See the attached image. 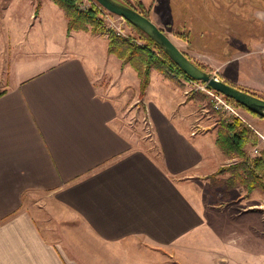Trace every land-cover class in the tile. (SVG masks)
I'll use <instances>...</instances> for the list:
<instances>
[{
    "label": "crops",
    "instance_id": "crops-1",
    "mask_svg": "<svg viewBox=\"0 0 264 264\" xmlns=\"http://www.w3.org/2000/svg\"><path fill=\"white\" fill-rule=\"evenodd\" d=\"M41 1L35 14L34 0H0V33L15 36L20 49L28 43L24 35L34 39L33 26L43 15L50 20L43 37L47 57L25 58L15 74L0 75V264H148L147 254L163 263L164 254L205 231L213 217L257 215L197 203L202 184L195 179L206 180L228 158L214 129L193 134L183 82L151 72L143 101L153 150L121 127L131 100L140 98L135 69L107 53L105 37L86 31L67 36L62 10ZM200 1L189 2L195 25L215 26ZM141 2L163 29L165 2ZM192 35L185 43L193 51L177 46L192 60H217L221 78L227 77L222 68L236 62L240 48L231 46V57L220 48L207 52L196 44L213 36ZM221 35H214L219 44ZM55 210L62 212L54 217ZM68 218L81 225L70 241ZM256 219L252 227L264 238Z\"/></svg>",
    "mask_w": 264,
    "mask_h": 264
},
{
    "label": "rangeland",
    "instance_id": "rangeland-1",
    "mask_svg": "<svg viewBox=\"0 0 264 264\" xmlns=\"http://www.w3.org/2000/svg\"><path fill=\"white\" fill-rule=\"evenodd\" d=\"M50 1L55 3L53 0ZM124 1H128L137 7L141 2V0ZM162 1L165 2V8L162 12L169 16L167 19L168 23L163 25V29L167 31L169 37L176 45L193 51L191 47H187L185 42L191 41L192 33H194L196 37L202 34L213 36L212 39L209 38V42L196 44L197 48H201L207 52L209 50L210 52H214V49L220 48L221 53H225L224 50H226V56L231 57L233 52L230 53V47L236 46V48H240L234 56L238 58L236 62L227 63V65L223 66L222 72H225L227 77L221 79L225 81H228L227 79L229 78L237 80L239 82H232L235 86L264 98V0H204V3L201 0V6L206 8L204 16L210 15L211 21L215 23V26L204 24L200 27L196 26L198 19L191 14L190 0H180L178 3L175 2L173 6L171 0ZM34 2L35 14H37L42 7V1L34 0ZM5 5L6 2H4L3 6ZM56 5L62 10L67 21H69L63 9L58 4ZM209 5L211 8H208ZM179 6H181L183 12ZM77 7L80 11H88L91 7L98 9L97 16L100 23L96 26L88 24L86 29H73L69 32L67 22V36L71 37L75 31H86L105 37L108 44L111 35L129 39L138 45L146 43L143 36L127 20L110 13L96 0H79ZM145 7L151 19V6L147 7L145 5ZM209 9L211 10L210 12ZM3 12L0 11V17H2ZM49 24L50 20L45 19L43 15L41 23L33 26L34 39L28 35L23 36L28 42L24 45V50L20 49V46L17 45L15 36H5L0 33V64L2 65L0 66V75H4L6 78L15 74L16 66H18L20 61H24L25 58L45 59V56L47 57V48H45L46 45L44 44L43 37ZM51 25L55 26L54 23ZM178 32L182 35H178ZM222 33L223 35H221ZM216 34L222 36L221 44L216 41V37L214 36ZM7 38L8 41H6ZM29 39L34 41L30 42ZM117 46L122 49L120 44H117ZM107 53L116 56L122 63L124 62L116 54L109 53L108 49ZM131 55L133 58L137 57L134 53H131ZM196 59L194 58V61H198L197 63L202 65L206 71L223 77L220 74V69L217 68V65H220L217 60H213L212 58H206L204 61ZM136 61L138 60L136 59ZM239 62L245 63V65L241 68L238 66ZM123 65H131V63L126 62ZM156 70L158 71V69L152 68L151 72ZM135 71L137 72L136 69ZM169 77L171 76L169 75ZM184 80L182 79L180 82H183L185 85V95L187 96L185 104H187L188 112L192 117L193 134L208 129H214V132L217 134L218 128H220L219 122L222 119L229 116H237L244 123L254 128L257 134L259 133L258 143L248 148L249 154H255V148H258L259 153L264 149V118L259 117L244 107H239L235 102L233 103L236 112L229 111L226 113L216 110L213 107V97L210 93L202 91L199 88V83L192 85L189 80H185L186 82ZM129 90L130 93L136 92L133 87ZM187 91L189 92L187 93ZM139 97L137 103L134 99L131 100L132 103L128 105L125 111L121 127L126 133L132 135L133 138L141 142L144 141L148 147L154 150L156 149V143L153 140V131L150 123L146 118L144 96L141 97L139 94ZM190 100H193V102L190 103ZM235 162H237V159H228L218 169L230 168ZM217 171L207 176L206 180H203L204 178L195 179L196 184H202L200 187L201 192L196 199L197 203H205L206 206H211V208L227 207L230 209V213L234 215L237 212L247 214L248 211L253 210L258 212L257 215H252L254 217H240L238 221L236 219L232 220L229 217L217 219L213 217L211 226H207L205 231L198 232L197 235L191 237L186 243L178 248H173L170 252H167L168 254H164L163 263L159 262L158 257L147 254L145 260H147L148 264H264V238L260 234L257 235L255 229L252 227V225H256V218H259L262 223L261 233H264V193L256 189L251 192L252 194H247L240 184L232 188L226 183L231 176L229 169L219 174ZM187 179L189 178L187 177ZM35 200L32 198V201L30 199L28 203H35ZM60 211L55 210L52 214L56 217L55 214L60 213ZM47 215L49 218H52L51 223L58 224V221L54 217L49 216L50 214L44 211L43 217L46 218ZM65 215L69 216L70 214L65 213L64 217ZM63 223L65 225L63 226L66 228L64 233H66L70 241L71 232L75 233L81 225L76 218H68L63 220Z\"/></svg>",
    "mask_w": 264,
    "mask_h": 264
},
{
    "label": "trees",
    "instance_id": "trees-1",
    "mask_svg": "<svg viewBox=\"0 0 264 264\" xmlns=\"http://www.w3.org/2000/svg\"><path fill=\"white\" fill-rule=\"evenodd\" d=\"M53 1L63 9L69 18V32L73 29H86L88 24H93L96 26L100 23V20L97 16L98 9L94 7H91L88 11H80L77 7V2H79V0ZM119 1L132 8H135L143 15L149 17L147 8L142 2L139 1L140 3L137 7L128 1ZM131 25L143 36L146 43L144 45H138L136 42H133L129 39L111 35L108 44V52L114 53L119 58L123 59V64L126 62L131 63V65L137 70L138 76L140 78L141 97H143L146 93V89L151 78L152 68L158 69V71L165 75H170L179 83H181V78L186 80H194L186 75L151 37H149L138 27L134 26L133 24ZM178 33V35H182L180 32ZM117 44H120L122 49L121 47L117 46ZM134 49L136 50L134 51ZM131 53H134V55H137V57L133 58ZM136 59L138 61H136ZM194 62L203 68L202 65L196 61ZM229 83L235 85L232 82ZM225 98L231 102H235L233 99H230L226 96ZM235 103L239 107H244L237 102ZM244 108L247 109L246 107ZM219 123L220 128H218L216 136L217 145L228 159H237V162L233 163L230 168L226 167L218 169L217 173L219 174L229 169L231 176L226 181L228 186L234 188L240 184L246 190L247 194H250L256 189H259L264 193V149H262L257 155H251L248 151V148L251 145H255L259 141L257 132L254 128L244 123L237 116H229L222 119Z\"/></svg>",
    "mask_w": 264,
    "mask_h": 264
},
{
    "label": "water",
    "instance_id": "water-1",
    "mask_svg": "<svg viewBox=\"0 0 264 264\" xmlns=\"http://www.w3.org/2000/svg\"><path fill=\"white\" fill-rule=\"evenodd\" d=\"M96 1L110 13L121 16L151 37L186 75L196 81L205 83L207 88L213 89L224 96L233 99L251 112L264 118V98L237 87L224 79H221L219 75L210 73L201 68L149 17L119 0Z\"/></svg>",
    "mask_w": 264,
    "mask_h": 264
},
{
    "label": "built area",
    "instance_id": "built-area-1",
    "mask_svg": "<svg viewBox=\"0 0 264 264\" xmlns=\"http://www.w3.org/2000/svg\"><path fill=\"white\" fill-rule=\"evenodd\" d=\"M121 17V16H120ZM216 74V73H215ZM182 80V79H181ZM186 80V79H185ZM184 80V81H185ZM186 82V81H185ZM189 82L193 85V84H196V83H199V88L202 90V91H205L206 93H210V95L213 97L212 101H213V107L216 109V110H220L222 112H226L228 113L229 111H233V112H236L235 111V107H234V103L233 102H230L229 100H227L225 98L224 95H222L221 93L213 90V89H209L207 88L206 84L205 83H202L201 81H196V80H189ZM189 91H187L188 93ZM219 93V94H218ZM259 134V133H258ZM261 136V134H260ZM264 139V138H263ZM254 153L255 154H252V155H257L259 154V150L258 148H255L254 149Z\"/></svg>",
    "mask_w": 264,
    "mask_h": 264
}]
</instances>
